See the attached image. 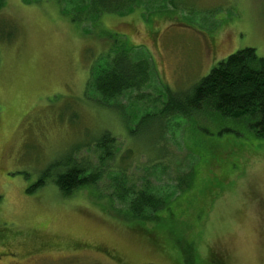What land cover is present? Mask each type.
<instances>
[{"label":"rangeland","instance_id":"rangeland-1","mask_svg":"<svg viewBox=\"0 0 264 264\" xmlns=\"http://www.w3.org/2000/svg\"><path fill=\"white\" fill-rule=\"evenodd\" d=\"M4 2L0 264H264V139L212 115L169 118L156 141L160 118L146 115L159 113L161 84L187 91L246 47L264 58V0H133L128 14L84 29L54 0ZM116 39V50L135 46L131 57L152 69L147 85L119 99L121 113L84 96ZM106 130L118 144L113 166L127 152L136 184L162 199L180 188L159 218L124 221L89 188L63 197L48 182L26 192L50 161ZM161 148L167 158L152 160ZM75 157L100 167L93 146Z\"/></svg>","mask_w":264,"mask_h":264},{"label":"trees","instance_id":"trees-1","mask_svg":"<svg viewBox=\"0 0 264 264\" xmlns=\"http://www.w3.org/2000/svg\"><path fill=\"white\" fill-rule=\"evenodd\" d=\"M172 1L170 0V3ZM54 2L59 9L61 6L60 12L63 15L82 29L86 24H90L92 28L103 15H126L133 7V0H54ZM67 4L71 6L68 7ZM4 7V0H0V9ZM166 19L172 23L177 22L170 16ZM117 44L118 39L114 40L108 54L106 68L96 67L89 73L84 96L101 109L107 108L121 113L123 107L119 99L127 92L147 85L152 69L148 60L144 58L134 60L131 57V52L137 49L135 46L126 44L125 47L121 46L120 50H116ZM160 86L164 98L159 113L154 116L146 114L150 115V118L154 117V120L160 118L158 122H152L156 124L152 130V134L157 135L156 141H161L163 122L169 118L180 116L185 120H195L201 116L212 115L242 125L251 130L255 137L264 139V58L259 57L253 48L246 47L228 55L187 91H172L163 84ZM128 133L132 135V132ZM99 134L87 144L70 148L68 152L50 161L26 192L32 193L42 189L48 182H51L63 197L77 189L89 188L95 198L104 203L107 210L114 215L120 214L119 217L124 221L144 220V217L151 218L153 215L159 218L157 213L168 209L177 200L180 188L176 196L171 195L164 199L151 194L149 188L142 185L143 182L137 181L141 184L139 186L125 170V164L133 167V164L127 162V152L121 160L119 158V163L112 165L118 152L116 138L107 130ZM152 142L155 140L150 141ZM92 146L97 152L96 164H100V167L97 165L94 168L92 163L82 162L75 157L80 151ZM164 153V148L155 151L152 160L160 159ZM165 158L167 155L163 159ZM146 172L147 175L149 173L151 175L152 171ZM182 175L180 173L178 176V182ZM185 176L189 177L187 183L189 185L192 179L190 171Z\"/></svg>","mask_w":264,"mask_h":264},{"label":"flooded vegetation","instance_id":"flooded-vegetation-1","mask_svg":"<svg viewBox=\"0 0 264 264\" xmlns=\"http://www.w3.org/2000/svg\"><path fill=\"white\" fill-rule=\"evenodd\" d=\"M102 251H103V252H106V250H104V249H103Z\"/></svg>","mask_w":264,"mask_h":264}]
</instances>
